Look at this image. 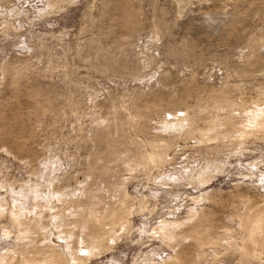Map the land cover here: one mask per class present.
Here are the masks:
<instances>
[{
    "label": "rangeland",
    "instance_id": "1",
    "mask_svg": "<svg viewBox=\"0 0 264 264\" xmlns=\"http://www.w3.org/2000/svg\"><path fill=\"white\" fill-rule=\"evenodd\" d=\"M53 251L264 264V0H0V264Z\"/></svg>",
    "mask_w": 264,
    "mask_h": 264
},
{
    "label": "bare ground",
    "instance_id": "2",
    "mask_svg": "<svg viewBox=\"0 0 264 264\" xmlns=\"http://www.w3.org/2000/svg\"><path fill=\"white\" fill-rule=\"evenodd\" d=\"M147 160H148L149 162H155V161L158 160V158H156V157L153 156L152 154H149V155H147ZM11 213H12V212H11ZM14 213L18 214L19 212L17 213V211H14ZM14 217H15V219H16V218L18 219V217H16V216H14ZM19 218H20V216H19ZM13 219H14V218H13ZM20 219H21V218H20ZM21 221H22V220H21ZM21 221H20V222H21ZM254 221H256V219H255ZM245 222H246V221H245ZM245 222H244V223H245ZM247 222H248V221H247ZM18 224H19V223H18ZM20 224H22V223H20ZM245 225H247V224H245ZM256 225H258V224H256ZM250 226H251V225H250ZM247 227H249V226H247ZM248 229H249V228H248ZM251 229H252V228H251ZM256 229H257V228H256ZM249 230H250V229H249ZM249 230H248V231H249ZM248 231H247V232H248ZM254 231H255V229H252V230H251V234H252V232H254ZM249 233H250V232H249ZM247 234H248V233H247ZM253 234H254V233H253ZM250 236H251V235H250ZM251 237H252V236H251ZM251 237H250V238H251ZM246 238H247V237H246ZM250 238L248 237V239H250ZM253 238H255V237H253ZM248 239H247V240H248ZM250 240H251V239H250ZM253 240H254V239H253ZM254 241H255V240H254ZM245 242H246V241H245ZM249 244H250V243H249ZM245 245H247V243H246ZM250 245H251V244H250ZM250 245H248V246H250ZM252 245H253V244H252ZM252 245H251V246H252ZM254 246H255V245H254ZM244 248H245V246H244ZM244 248H243V249H244ZM252 248H253V247H252ZM254 248H255V247H254ZM82 249H83V248H82ZM245 249H248V248H245ZM254 250H255V249H254ZM246 251H247V250H246ZM50 256H51V257H50V259H49L48 261L45 260L46 264H59V263H60L61 259H59V258L56 257L54 251H53V253H51ZM47 258H48V257H46V259H47ZM73 258H74V257H73ZM77 258H79V257H77ZM77 258H76V259H77ZM78 260H79V259L75 260V264H78V262H79ZM7 261H8V260H7ZM72 261H73V260H72ZM45 262H44V263H45ZM39 263H40V262H39ZM73 264H74V263H73Z\"/></svg>",
    "mask_w": 264,
    "mask_h": 264
}]
</instances>
